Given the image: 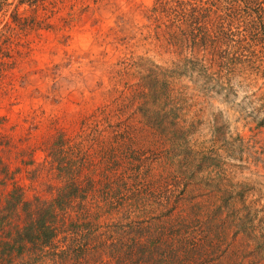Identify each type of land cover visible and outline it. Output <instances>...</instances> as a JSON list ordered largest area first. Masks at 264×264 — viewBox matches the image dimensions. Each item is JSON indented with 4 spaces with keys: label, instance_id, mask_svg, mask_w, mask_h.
Instances as JSON below:
<instances>
[{
    "label": "trees",
    "instance_id": "obj_1",
    "mask_svg": "<svg viewBox=\"0 0 264 264\" xmlns=\"http://www.w3.org/2000/svg\"><path fill=\"white\" fill-rule=\"evenodd\" d=\"M15 1L0 0V75L57 0ZM242 2L261 11V0ZM176 3L160 5L170 16ZM197 62H121L114 77L134 83L116 99L71 131L51 125L15 168L0 153V264H264L263 219L227 201L226 177L211 190L215 175L195 163L184 82ZM201 148L205 168L221 173L230 150Z\"/></svg>",
    "mask_w": 264,
    "mask_h": 264
},
{
    "label": "rangeland",
    "instance_id": "obj_2",
    "mask_svg": "<svg viewBox=\"0 0 264 264\" xmlns=\"http://www.w3.org/2000/svg\"><path fill=\"white\" fill-rule=\"evenodd\" d=\"M173 1L170 16L161 0H57L53 12L37 13L43 23L22 35L14 69L0 75V153L15 168L51 125L71 131L107 96L116 99L134 83L114 77L121 62L194 59L184 113L194 121L187 138L196 142L195 163L215 175L211 190L226 177L227 201L264 222V0L258 12L242 0ZM201 145L230 150L221 173L205 168Z\"/></svg>",
    "mask_w": 264,
    "mask_h": 264
}]
</instances>
